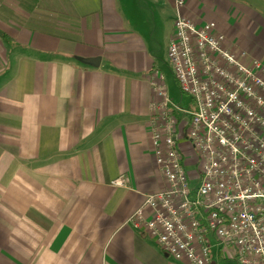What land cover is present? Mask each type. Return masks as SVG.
Segmentation results:
<instances>
[{
	"label": "crops",
	"instance_id": "1",
	"mask_svg": "<svg viewBox=\"0 0 264 264\" xmlns=\"http://www.w3.org/2000/svg\"><path fill=\"white\" fill-rule=\"evenodd\" d=\"M22 3L24 25L0 16V264H185L130 220L166 185L151 77L179 15L216 22L227 48L264 63V0ZM180 145L195 186L197 154ZM121 176L126 185L114 183ZM210 245L213 264H239Z\"/></svg>",
	"mask_w": 264,
	"mask_h": 264
},
{
	"label": "built area",
	"instance_id": "2",
	"mask_svg": "<svg viewBox=\"0 0 264 264\" xmlns=\"http://www.w3.org/2000/svg\"><path fill=\"white\" fill-rule=\"evenodd\" d=\"M225 41L214 21L175 20L168 61L192 110L171 102L162 72L151 77L152 144L166 185L146 194L130 220L185 264H213L211 237L239 264H264V63L244 60ZM182 139L197 154L195 186Z\"/></svg>",
	"mask_w": 264,
	"mask_h": 264
},
{
	"label": "rangeland",
	"instance_id": "3",
	"mask_svg": "<svg viewBox=\"0 0 264 264\" xmlns=\"http://www.w3.org/2000/svg\"><path fill=\"white\" fill-rule=\"evenodd\" d=\"M23 1L24 0H0V16H4L5 14L7 15V11H11L14 13V18L12 20L15 22V24L24 25V23H22ZM161 70L164 75L166 91L171 102L184 109H192L194 107L193 101L188 94L183 92L168 60L166 61L163 59L161 62Z\"/></svg>",
	"mask_w": 264,
	"mask_h": 264
},
{
	"label": "water",
	"instance_id": "4",
	"mask_svg": "<svg viewBox=\"0 0 264 264\" xmlns=\"http://www.w3.org/2000/svg\"><path fill=\"white\" fill-rule=\"evenodd\" d=\"M77 58L79 61L91 66H99L101 62V57H94V58L77 57Z\"/></svg>",
	"mask_w": 264,
	"mask_h": 264
},
{
	"label": "trees",
	"instance_id": "5",
	"mask_svg": "<svg viewBox=\"0 0 264 264\" xmlns=\"http://www.w3.org/2000/svg\"><path fill=\"white\" fill-rule=\"evenodd\" d=\"M0 35H1L2 38L6 39V41L8 40L5 32H3V31L0 30Z\"/></svg>",
	"mask_w": 264,
	"mask_h": 264
}]
</instances>
